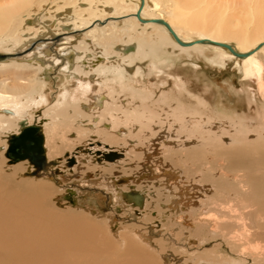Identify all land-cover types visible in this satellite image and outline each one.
I'll use <instances>...</instances> for the list:
<instances>
[{"label":"bare ground","instance_id":"6f19581e","mask_svg":"<svg viewBox=\"0 0 264 264\" xmlns=\"http://www.w3.org/2000/svg\"><path fill=\"white\" fill-rule=\"evenodd\" d=\"M143 1L140 15L146 23L136 16L141 0H0V40L5 41L7 47L11 46L0 53L27 51L22 57L0 61V141L5 138L6 142L10 135L19 134L23 122L30 125L32 121L41 122L46 130L43 131L48 159L54 160L62 153L56 143L59 139L71 152L80 145H87L90 137L114 149L127 148L123 144H128V141L139 147L148 146L154 139L155 129L158 128L156 124L163 125L168 119L172 129L180 126L176 134L180 138L176 141L171 130L172 137L159 141L169 152L165 154L167 160L187 163L192 171L200 172L204 176L203 182L213 186L217 193L216 197L208 198L214 199L212 201L216 205L219 202L225 205V208L222 207L225 211H242L239 220L246 222L249 228L247 235L258 241L257 237H264V47L245 59L234 56L226 48L209 44L182 47L164 26L153 21H166L186 43L210 40L231 45L239 53H250L264 43V0H247L249 21L241 27L237 26L238 29L224 12L213 10V4L208 0H170L168 10L160 0L156 2V7L154 4L151 7L150 0ZM42 4L44 7L41 9ZM28 11L30 14L25 15ZM121 22L130 24L129 35L123 33V38H129L128 45H120L123 44L120 39L111 44L114 34L119 33L116 30ZM109 28H113L111 33ZM154 28L161 29L164 36L151 37ZM184 30L196 31L199 36L187 39L188 36L181 34ZM57 37L60 38L56 41ZM78 37L83 39L79 41ZM120 38L123 39L122 36ZM157 38L171 41L174 50L166 52V48L160 50L161 54H154L152 45ZM231 40L237 42L232 43ZM69 41L78 42V46L74 51L70 49L66 57L70 64L66 69L70 71L75 60L78 74L69 73L68 77L72 75V79L67 78L61 85L58 99L50 102L49 85L39 77L41 72L50 68L48 64L44 66L49 56L41 51L40 46L46 48L48 45L49 54H52L56 50H66L65 45H70ZM87 42L95 44L100 50L108 45L110 51L101 54L107 60L92 66L88 71L91 75L83 78L80 76V63L88 54L94 53ZM116 44L126 49L127 54L112 52ZM131 50L134 51L131 53ZM192 50H214L218 54L217 59H232L241 66V73L246 77L245 84L239 94L234 95L233 105L212 82L205 86L197 85L200 82L197 78H201L196 70L197 64L196 69L178 70L183 83L175 82L171 89L168 85L163 87L158 84L156 74L160 64H177V60L181 59L180 52L185 57L191 56ZM52 60L54 57L51 56ZM88 60L91 64V59ZM56 63L63 65L64 70V59ZM13 64L22 66L11 67ZM162 82L165 84L167 80ZM257 93L261 103L255 95ZM127 98L129 105L137 103L135 108L125 106ZM154 101L156 106L168 113L169 118L147 108L149 105L146 106L145 102L151 104ZM79 106L85 114L76 113L75 108ZM244 106L250 107L251 116L242 113ZM44 107L46 111L42 116L37 115V111ZM250 118L256 121L250 122ZM99 126L102 132L98 131ZM129 132L134 140L128 138ZM150 134V142H147V135ZM71 135L75 138L71 139ZM229 139L232 141L229 142ZM5 142L0 143L3 147L1 155L8 150L9 144ZM51 144L54 145L52 153L49 152ZM141 156L140 152H131V157L137 160ZM81 157L77 159L82 174L93 172V165L86 164L89 160L83 155ZM19 163L16 170L21 169L24 161ZM109 166L112 168L109 169ZM109 166L103 168V173L122 174L116 171L117 164ZM9 180L4 175L0 179V264H111L116 254L120 255L117 264H127V256L133 258L132 264H154L152 250L148 244L133 236L132 229L126 228L118 233L117 242L105 229L107 224L104 222L108 218L99 222L85 212L74 210L58 214L57 211H50L47 198L57 190L49 183L15 189ZM227 183L235 186L232 194L226 192ZM114 184L110 183V187L116 198L125 190L120 188V191ZM139 190L135 193L143 197V208L145 189ZM132 192L122 195L128 196ZM98 241L97 246L95 243ZM113 255L115 258H111ZM113 261L116 263V260Z\"/></svg>","mask_w":264,"mask_h":264},{"label":"rangeland","instance_id":"374dc122","mask_svg":"<svg viewBox=\"0 0 264 264\" xmlns=\"http://www.w3.org/2000/svg\"><path fill=\"white\" fill-rule=\"evenodd\" d=\"M150 1L151 7L153 4L156 7V2L158 0ZM169 1L170 0H160V3L163 7H167L168 10V7L171 5ZM209 1L211 4H213L211 5L213 6V10L218 11V13L224 12L223 14L226 16V18L228 17V20L233 21L236 27H241L247 21H249L248 15L246 13L247 0H208V2ZM226 5L229 7H226ZM40 6L41 9L44 7L43 4ZM41 9L39 11H41ZM151 9L153 10V8ZM126 10H130V8H127ZM238 13H241V15ZM29 14V11L25 13V15ZM163 16L168 18L165 13H163ZM118 26L119 28L116 30V32L119 33L114 34V39H112L110 43L113 44L117 41V39H120V41L123 43L120 45H128L127 41H129V38H123V33H126V36L129 35L128 29L130 28V24L121 22ZM239 27H237V29ZM109 30L110 31L108 32L111 33L113 28H109ZM151 31H153L151 37H157L158 35L164 36L163 31H161L159 28H154ZM181 34L183 36H188L189 38L187 39H195L197 36H199L196 31L189 32L184 30ZM120 36H122L123 39H121ZM80 38L78 39L79 41L83 39V37ZM162 38H157L156 42L152 45L154 54H158V52L161 54V49L166 50L167 48L166 52H172V50H174L172 48L171 41L168 39L165 41ZM231 42L235 43L237 41L231 40ZM69 43L70 45H65L67 49L63 52H57L56 50L55 52L53 51L52 54H49L50 52L48 45L46 48L40 46L42 49L41 51L46 52V54L49 56L47 60L45 59L47 63L44 66L48 64L50 65V68L44 72H41L39 77H41V80L49 85L48 92L50 91V102H54L56 99H58L61 85L67 81V78L72 79V77H70L72 75H69L68 77V74L76 72L78 74V71L75 70L77 65L76 62H74V66L72 69H70V71H67L66 67H64L63 71V65L56 63L57 60L66 59L70 53L69 50H75V48L78 46V42L69 41ZM87 43L90 45V51L92 50L94 53H90L92 55L88 54V57L84 58L85 60L80 63L81 67L79 70L82 72L80 76H83V78H88L89 75H91V73L88 71H91L89 69H91L92 66L94 67L96 65H100L102 62H105L107 60L106 56L100 55L104 54L106 51H110L108 45L104 48V50H100V48L95 44L90 42ZM122 46L118 47L116 44L112 48V52L116 53V55L121 53L127 54V50H124ZM7 48H11V46L7 47L5 41L0 40V52H3L4 49ZM133 51L134 50H131L130 52L132 53ZM181 54L182 52L179 53L181 59L177 60V64H160L162 68L160 67V70L156 74V80L158 84H162L163 87L168 85L171 89L175 82H184L183 77L178 73L180 68L183 70L196 69L198 65L196 70L198 71L201 78H197L200 80L197 85L205 86L206 84L212 82L214 85H216L219 91H221V94L226 96L227 101L233 105L235 99L234 95L237 96V94H239L238 92L243 88L246 78L242 75L241 66L237 62L232 59L224 61L217 59L218 54L214 50H207L204 52L192 50L191 56L187 55L185 56L186 58ZM33 56L34 55L30 57ZM51 56L54 57V60H52L53 62L51 61ZM59 57L60 59H58ZM88 59H91V64H88ZM12 66L19 67L22 65L13 64L11 67ZM24 66L27 68H33L27 65ZM147 66H149V64ZM163 79L167 80V83L164 84L162 82ZM158 93L159 91L157 94ZM255 95L259 100L258 93ZM128 101L129 99L127 98V105H125L127 108L136 107L137 103L134 105H129ZM258 102L261 103L260 100ZM84 103L85 101L80 104L82 105ZM145 103L146 106L149 105L147 106L148 109L158 111L162 117L167 116L169 118L168 113H165L163 109L156 106L157 103L155 101L151 104H147V102ZM84 106L85 105H83V107ZM169 109H165V111L169 112L171 110ZM243 109H241V111H243L242 113L245 112V115L248 114V117L251 116L252 113L249 112V106H244ZM75 110L77 114H85V112H82L84 109L82 108L81 110L80 106L75 108ZM45 111L46 109L44 107L39 109L36 114L42 116V113ZM237 118L240 119L242 117ZM249 120L250 122L256 121L254 118H250ZM33 123H35V121H32V124ZM40 125L44 127L43 123ZM156 125H158V128L155 129V135H153L154 139L151 140L152 142L145 147L141 145L139 147V145L137 146L134 142L128 141V144H123L127 148L114 149L99 142L98 140L96 141L95 137H90L88 144L86 143L87 145H80L76 147L73 152H71L69 148L66 149L64 143L59 139L56 141V143H58V147L61 149L62 153L61 155H58L60 157L56 156V159L53 160L59 162L58 166L55 168H49V170L43 174H40L39 176L32 175L34 168L28 161H24V164L20 165L21 169L16 170L15 168H17L18 164L20 163L16 165H10L9 160L6 158L5 152L4 155L0 154V179L4 175L8 178V180H11L9 181L13 184L15 189L32 184L37 185L41 182L49 183L57 190L56 193L47 198L50 211H54L55 213L58 212V214L74 210L85 212L88 216H91L99 222L108 218V221L104 222L107 224L105 229L107 233H110L109 235L112 236L117 242H119L117 240L118 233H120L122 230H125L126 228L132 229L133 236L137 237L139 240H142V242L145 244H148V248L152 250L154 264H264V252L262 251V247L264 250V237H257L258 241L255 237L254 240H256V242L253 241V238L247 235L249 228L247 229L246 222L239 220L242 217V211H235V213L233 211L228 212L223 210L225 205L222 206L221 202L216 205V203H213L212 201L214 199L208 198L209 196L216 197L217 193L214 192L215 189H213V186L210 185V187L206 182H203L204 176L201 175L200 172L192 171V169L187 166V163H173L167 160L165 154L169 152L167 149H164L161 146V142L159 141L167 140L170 138V136L172 137L173 134L175 135L174 138L176 141H179L180 137H178L176 134L178 133L177 129L180 131V126L176 125L178 128L172 129V125L169 124L168 119L163 122V125ZM82 126H84V124ZM99 128L100 130L98 131L102 132V127L99 126ZM43 130L46 131L45 129ZM171 130L173 131V134L171 133ZM151 135L152 134L147 135V142H150L149 137ZM250 136L249 138H255ZM74 138L75 135H71V139ZM124 138L127 137L125 136ZM128 138L134 140L133 137H131L130 132L128 133ZM231 141L232 140L229 139V142ZM4 142L5 138L3 141H0V143ZM6 142L5 143L8 145V141ZM1 146L2 145L0 144V151H2L1 149L3 148H1ZM53 146L54 145L51 144L49 147V152L51 151V153ZM45 147L48 152L46 143ZM131 152H140L142 155L140 158L142 159L139 158V160H137V158L131 157ZM103 153L108 154L112 159H104L102 156ZM82 155L86 158V160H89V162L86 164L91 163L93 165L92 167L95 169L93 172L87 173L86 175L82 174V168L80 169L78 163L79 161L77 159ZM126 156H128L127 159H125ZM71 158L75 159L74 163L69 161ZM122 160L125 161L121 162ZM116 164L118 165L116 171H121L122 174H118V172H116V174H113L112 172L103 173L104 167ZM108 168L111 169L112 167L109 166ZM56 169H59L62 174H57ZM124 174H126L128 179L123 177L125 176ZM22 183L24 184L22 185ZM110 183H116L114 185L118 187L120 191V188L125 190L122 191L120 195H116L117 199L115 198V194L110 187ZM229 184L231 183L226 184V192L228 193L229 191V193L232 194L235 190V186L233 184ZM139 189H145L144 196L146 197L143 208L138 206L135 207L127 200L124 195H122L127 191H140ZM72 192H74V194H70ZM146 201H149L147 202V205ZM52 208H54V210ZM232 225L236 226L237 228L235 229V227ZM250 241L252 243H250ZM99 243L100 242L98 241L95 244L98 246ZM122 247L123 246L121 245L120 248ZM119 256V254H116V259H113L116 260V263H114L113 260L111 262L113 264H117V259ZM115 257L113 255L111 258ZM218 258L221 259L218 260ZM125 259L127 262H130L127 264H132L131 261H134L131 256H127Z\"/></svg>","mask_w":264,"mask_h":264},{"label":"water","instance_id":"95a60500","mask_svg":"<svg viewBox=\"0 0 264 264\" xmlns=\"http://www.w3.org/2000/svg\"><path fill=\"white\" fill-rule=\"evenodd\" d=\"M144 1L141 0V7L137 12V18L146 23L145 20L142 19L140 12L143 7ZM153 23L159 24L164 26L167 31L172 35L174 40L182 47H192L195 44H209L216 47H223L226 48L229 52H231L234 56L245 59L249 57L254 52H257L261 48L264 47V43L259 45L254 51L250 53H239L237 52L233 46L218 43L210 40H198L192 43H186L182 41L178 35L175 33L173 28L164 20L157 19L154 20ZM104 24V23H100ZM60 37H57L56 41L59 40ZM27 54V51L23 53H13V54H6L0 53V61H5L8 59L22 57ZM8 150L6 151V158L9 160V164H17L19 162L28 161L31 166H33L37 170L45 169L44 171L49 170L50 167L58 166L59 162L57 161H47V150L45 148V134L43 131L42 125L38 122L33 124H28L26 122L21 123V131L19 134H13L8 137ZM99 155V153H98ZM103 158L106 160L112 159L111 156L108 154H102ZM71 163L75 162V159H70ZM57 174H62L59 169H56ZM32 175L37 176L36 173H32ZM138 193L132 192L128 193V196H125L129 202L134 200V205L138 207H142L143 205V197L141 198L140 195H136ZM135 197V198H134ZM132 199V200H131Z\"/></svg>","mask_w":264,"mask_h":264},{"label":"flooded vegetation","instance_id":"af4514ba","mask_svg":"<svg viewBox=\"0 0 264 264\" xmlns=\"http://www.w3.org/2000/svg\"><path fill=\"white\" fill-rule=\"evenodd\" d=\"M70 51V50H69ZM72 51H74V50H72ZM77 53L75 52V55H76ZM68 57V56H67ZM74 62H75V60H74ZM74 62H73V66H74ZM64 63H65V66L64 67H66L67 65H69L70 63H69V60H67V59H64ZM67 70V69H66ZM64 71V70H63ZM48 161L50 162V161H53V160H49L48 159ZM57 167V166H56ZM34 168V167H33ZM51 168V167H50ZM55 168V167H54ZM45 169L43 168V169H41V170H37V169H35L34 168V171H32L33 173H36L37 174V176H39L40 174H43L44 172H46V171H44ZM135 192V191H134ZM70 194H73V193H70Z\"/></svg>","mask_w":264,"mask_h":264},{"label":"crops","instance_id":"0c3cea01","mask_svg":"<svg viewBox=\"0 0 264 264\" xmlns=\"http://www.w3.org/2000/svg\"><path fill=\"white\" fill-rule=\"evenodd\" d=\"M128 192V191H127ZM137 192V191H136Z\"/></svg>","mask_w":264,"mask_h":264}]
</instances>
